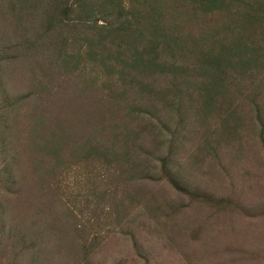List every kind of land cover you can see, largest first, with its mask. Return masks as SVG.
Masks as SVG:
<instances>
[{
	"label": "trees",
	"instance_id": "1",
	"mask_svg": "<svg viewBox=\"0 0 264 264\" xmlns=\"http://www.w3.org/2000/svg\"><path fill=\"white\" fill-rule=\"evenodd\" d=\"M88 1L79 3L76 12L77 6L69 7L68 0H0V254L5 257L0 264H52L45 240L51 239L55 227L45 213L55 214L62 178L68 179L79 161L98 156L105 162L112 155L116 168H125L120 173L125 183L149 175L154 152L145 146L137 149L141 134L128 131L131 126L123 129L133 120L128 121V115L144 113L137 95L155 94L147 81L161 79L170 85L169 92L179 93L178 87L190 79L185 75L190 71L187 54L193 51L213 73L217 90L226 88L222 77L228 69L242 75L246 65L264 62V52L254 48L257 42L248 46L242 35H254L264 20L260 2L243 0L238 6L239 0ZM214 13L227 21L224 34L219 25L208 27ZM195 25L208 37L217 30L223 39L237 29L245 51L240 49L242 55L236 57L224 53L227 49L203 45L197 54L200 42H194L188 30ZM217 51L225 61L209 58ZM103 70L118 73L114 77L122 81L121 87L114 88L115 82L110 89L101 86ZM18 75L26 79L21 87L14 83ZM108 92L116 96L108 100ZM118 111L122 115L117 118ZM108 117L113 126L107 124ZM119 120L123 128L115 125ZM172 183L184 191L180 183Z\"/></svg>",
	"mask_w": 264,
	"mask_h": 264
},
{
	"label": "rangeland",
	"instance_id": "2",
	"mask_svg": "<svg viewBox=\"0 0 264 264\" xmlns=\"http://www.w3.org/2000/svg\"><path fill=\"white\" fill-rule=\"evenodd\" d=\"M68 1L69 7L77 6L76 12L79 3L89 5L88 0ZM241 1L238 6L264 5L263 0ZM213 15L208 27L219 25L223 32L227 21ZM202 29L188 26L194 42H200L197 54L203 45L227 49L224 53L236 57L245 51L237 29L228 31L225 39L217 30L208 37ZM242 35L248 46L257 42L254 48L264 52V20L254 35ZM220 52L209 58L225 61ZM194 53L187 54L190 71L185 75L190 79L176 96L166 81H147L155 94L136 98L144 113L128 115V121L133 120L125 127L121 120L114 122L141 134L137 149L145 146L154 152L151 168L142 166L149 175L125 183L123 167L116 168L110 152L105 162L98 156L79 161L70 177L62 178L55 216L45 213L55 227L45 240L52 264H264V62L246 65L242 75L228 69L222 77L226 88L217 90L213 73ZM103 71L101 86L110 89L115 82L114 88L121 87L122 81L114 77L118 73ZM25 80L14 77L19 87ZM163 90L169 94L156 95ZM157 98V104L150 105ZM116 113L117 118L122 115ZM110 118L107 124L113 126ZM4 258L0 254V260Z\"/></svg>",
	"mask_w": 264,
	"mask_h": 264
}]
</instances>
